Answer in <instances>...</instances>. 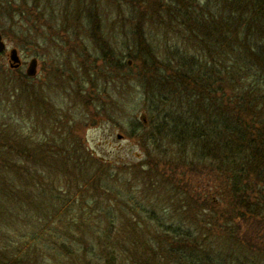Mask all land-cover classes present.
I'll list each match as a JSON object with an SVG mask.
<instances>
[{
  "label": "trees",
  "instance_id": "trees-1",
  "mask_svg": "<svg viewBox=\"0 0 264 264\" xmlns=\"http://www.w3.org/2000/svg\"><path fill=\"white\" fill-rule=\"evenodd\" d=\"M124 1L134 10H147L135 8V0ZM227 5V18L222 13L221 16L216 12L209 15L199 12L193 20L194 15L184 12V21L188 19L191 25L181 31L182 37L189 40L188 48L192 43L209 56L205 65H200L202 61L199 63L203 56L189 55L187 49L179 52L174 47L168 54H182L176 67L172 57L161 58V49L150 41L143 24L133 28L139 45L137 52L128 56L142 59L143 84L154 89V95L169 93L171 97L162 99L166 100L164 103L175 100L179 105L172 126L166 127L167 119L161 126L157 123L152 129L153 138L161 140L171 133L180 144H192L191 159H187L189 153L185 151L179 155L181 169L190 175H199L197 169L202 167L210 175L201 184L196 183L194 189L186 176L172 166L167 168L175 178L165 175L163 182L176 183L173 189L167 185L168 191L174 194L167 199L172 212L161 207L168 225L161 221L151 234L142 230L138 236L143 239L138 240L134 235L139 228H133L127 219L122 220L125 216L103 217L104 212H110L107 209L111 199L102 200L100 189L115 192L119 197L123 192L119 188L114 191L111 181L106 182V173L102 172L106 162L86 151L76 128L68 130L69 136L53 134V131L36 136L31 129L20 135L17 128L8 129L3 124L0 170L5 174L0 177V192L5 203L16 206L17 202L13 201L18 197L33 206L38 195L30 183L37 179L47 185L41 175L45 170L53 173L52 192L53 186L62 187L67 198L52 194L49 206L38 210L40 218L48 210V219L29 218L27 230L14 235L0 231V264H264V41H250L247 25L248 21L254 23L255 14L259 18L264 16V0H228ZM174 11L168 12L170 18H178ZM143 13L136 12V16L140 18ZM150 17L159 20L162 15L152 8ZM223 21L227 23L225 28L218 26ZM159 30L156 28V32ZM104 32L102 42L92 39V43L101 47L102 65L94 66V72H87V59H81L83 74L78 84L81 88L84 83L91 84L93 93L99 84L95 80H102L99 75L108 78L106 83L111 76L119 77L129 65L115 50V41ZM79 46L77 54H89L85 44ZM93 74L97 77H92ZM23 77L25 83L30 80L27 74ZM95 96L89 100L93 101ZM151 117L154 120L157 116ZM70 121L56 128L65 131ZM137 127L144 128V125L139 123ZM94 165L98 169L91 173ZM150 180L151 187L159 184V191L167 189L155 174ZM23 183L29 185L30 191L26 192L27 187L18 190V184ZM174 196L178 201H172ZM103 202L106 205L99 218L94 213ZM19 206L18 203L19 210L26 211L23 205ZM6 208L0 201L1 216L6 215ZM157 208L152 209L157 211ZM240 220L246 222L242 227L244 233L239 229Z\"/></svg>",
  "mask_w": 264,
  "mask_h": 264
},
{
  "label": "rangeland",
  "instance_id": "rangeland-1",
  "mask_svg": "<svg viewBox=\"0 0 264 264\" xmlns=\"http://www.w3.org/2000/svg\"><path fill=\"white\" fill-rule=\"evenodd\" d=\"M141 1L135 0L133 4L135 8L147 9L142 10L143 16L139 18L136 12L141 14L142 11L134 10L124 0H0V31L4 32L2 34L7 42L6 52L0 54V128L6 124L8 129L17 128L20 135L31 129L36 136L45 131L69 136L68 130L76 128L77 136L84 141L86 151L106 162L107 165L102 169L108 179L106 182L111 181L109 183L114 191L119 188L123 192V196L119 197L115 196V192L100 189L102 195L99 196L102 200L111 199V206L107 209L110 212H104L103 217H107V214H114V218L125 216L122 220L127 219L133 228H139L135 230L134 235L138 240L143 239L138 236L142 230L151 234L155 227L158 228L162 224L161 221L165 222V226L168 225L163 208L169 213L172 212L173 207L167 199L170 194H174L168 191V186L170 189L176 187V183L163 182L165 175L167 178H175L173 171L168 170V167L172 166L173 170L176 169L182 176H186L189 185L194 189L196 183L201 184L210 175L202 167L197 169L199 175H190L181 169L179 155L185 151V154L189 153L187 159H191L192 144H180L171 133L161 140L153 138L152 134L155 132L152 129L156 128L157 123L161 126L164 119H167L168 122H164L168 124L166 127L172 126V119L179 113V105L177 101L168 99L169 102L164 103L166 100L162 99L171 97L168 91V95H154V89L151 90L148 85L143 84L140 72L142 59L135 60L128 56L136 53L139 45L133 28L138 23L141 26L143 24L146 35L151 38L150 41L159 46V51L161 49V58L172 57L176 67H179L182 54H168L174 47L179 52H185L187 49L189 55L203 56L199 63L202 61L200 65H205L209 56L206 57L205 53L197 50L192 43L188 48L186 43L189 40L182 37L181 31L191 25L187 18V22L184 21V12L194 15L193 20L199 12L208 13L207 15L216 12L221 16L223 14L222 17L228 14V0H183V3L182 0ZM152 8L156 9L158 15H162L159 20L150 17ZM167 9L175 10L174 13L177 11L178 18H170V10ZM240 9L244 11L242 6ZM263 17L261 15L260 19L255 14L254 23L248 21L249 39L253 43L264 41ZM226 25L225 21L218 24L224 28ZM156 28L161 30L156 32ZM102 30L105 31V36L108 34L111 40L115 41V50L122 61L128 63L130 60L131 64L119 77L111 76L106 83L108 78L99 75L102 80H95L99 84L94 87L98 89H93V93L91 84L84 83L82 88L78 84L83 74L81 59H87V72H94V66L102 65L101 47L92 43V39L102 42ZM155 35L157 37L153 38ZM80 44L89 48V54H77L81 49ZM11 48H16L20 54L22 65L19 68L10 66ZM33 58L38 59V72L25 83L23 75H26L29 62ZM94 76L97 77L93 74L92 77ZM96 94L100 96V100ZM91 96H95L93 101L89 100ZM151 116L157 117L153 120ZM68 121L70 123L65 131L56 128L58 124H68ZM139 123L143 124L144 128L138 129ZM154 142H157V145H154ZM97 169L98 166L94 165L90 169L91 173H96ZM48 170L52 171L51 168ZM4 174L5 172L0 170L1 178ZM52 174L46 170L41 174L47 185L31 178L33 181L30 184H33L32 188L38 195L35 196L33 206L29 205L31 202L28 200L18 197L13 201L17 202V207L6 204L3 192H0V201L7 207L6 215H0L1 232L14 235L22 229L27 230L30 226L29 218L47 220L48 210L42 214V218L38 210L49 206L53 201L52 194L57 193V196L67 198V193L62 187L53 186L55 190L52 192ZM100 174L103 177V174ZM152 174L166 185V190L159 191V184L151 187ZM59 176L66 180L60 173ZM197 178H201V181H195ZM18 187V190L27 187L26 192L30 191L29 185L24 183L21 186L18 184ZM130 198L133 199L129 201ZM176 200L178 201L176 196L172 197L173 202ZM18 203L23 205L26 211L19 210ZM105 205L103 202L94 215L100 218ZM155 206L159 207L157 211L152 209ZM240 221L239 229L242 231L246 222ZM116 225L118 227L119 223L116 222Z\"/></svg>",
  "mask_w": 264,
  "mask_h": 264
},
{
  "label": "water",
  "instance_id": "water-1",
  "mask_svg": "<svg viewBox=\"0 0 264 264\" xmlns=\"http://www.w3.org/2000/svg\"><path fill=\"white\" fill-rule=\"evenodd\" d=\"M7 49V43L4 39L3 34L0 31V54L3 53ZM9 57H10V66L12 68H19L22 65V59L20 57V54L16 48H11L9 51ZM38 59L33 58L29 62V65L26 70V74L30 77L36 76L38 72ZM131 64V61L129 62ZM119 138H121V135H119Z\"/></svg>",
  "mask_w": 264,
  "mask_h": 264
}]
</instances>
